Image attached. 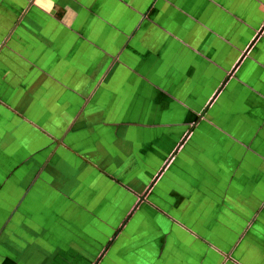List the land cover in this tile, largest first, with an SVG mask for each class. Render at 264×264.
Returning a JSON list of instances; mask_svg holds the SVG:
<instances>
[{
    "label": "crops",
    "instance_id": "1",
    "mask_svg": "<svg viewBox=\"0 0 264 264\" xmlns=\"http://www.w3.org/2000/svg\"><path fill=\"white\" fill-rule=\"evenodd\" d=\"M212 259L264 264V0H0V264Z\"/></svg>",
    "mask_w": 264,
    "mask_h": 264
},
{
    "label": "rangeland",
    "instance_id": "2",
    "mask_svg": "<svg viewBox=\"0 0 264 264\" xmlns=\"http://www.w3.org/2000/svg\"><path fill=\"white\" fill-rule=\"evenodd\" d=\"M218 260H219V259H212L210 263H211V264H220V263L218 262ZM230 262L236 263V261H235L234 258H233ZM230 262H229L228 264H231Z\"/></svg>",
    "mask_w": 264,
    "mask_h": 264
}]
</instances>
